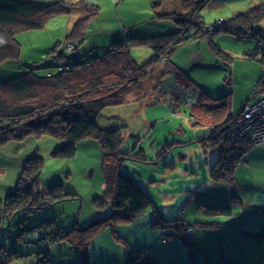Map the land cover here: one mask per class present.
Returning a JSON list of instances; mask_svg holds the SVG:
<instances>
[{
  "label": "rangeland",
  "instance_id": "rangeland-1",
  "mask_svg": "<svg viewBox=\"0 0 264 264\" xmlns=\"http://www.w3.org/2000/svg\"><path fill=\"white\" fill-rule=\"evenodd\" d=\"M30 1L43 6L63 1L68 11L50 19L40 30L23 31L17 35L20 55L17 60L0 66L1 83L28 71L45 75L47 71L42 70L46 68L50 73L67 70L63 64L58 66L53 50L57 44L59 51L60 46L65 50L66 39L74 25L91 15L85 8L97 7L98 15L89 19L92 20L84 38L78 41L80 52L77 55L84 63L104 56L114 43L123 41L130 44L135 63L144 66L150 63L154 51L139 46L136 41L179 33L182 27L167 15L184 13L187 2ZM194 1L202 0L188 2ZM261 3L264 0H211L201 8L198 20L209 28L222 27L236 14ZM206 27L205 31H209ZM205 36L184 41L173 53L172 63L212 98L232 94L233 110L239 113L245 104L254 102L253 94L264 75V64L259 61L261 56L257 59L248 57L262 47L264 20L257 26L255 36L238 37L225 31L214 36L212 41L224 56L210 49V38ZM66 48L68 51H61L67 54L75 51L73 44ZM153 70L159 75L162 68L156 66ZM147 73L142 84L150 89L156 80H153L151 68ZM167 78L175 76L171 74ZM169 97L170 94L164 93L147 99L132 95L124 104L105 108L97 118V125L102 130H120L118 149L125 158L120 160L121 173L138 181L168 220L189 223L193 242H186L185 234L183 237L174 234V228L153 227L154 215L149 211L130 223L118 222L115 227H104L85 252L66 239L48 244L42 240L43 233L38 229L39 225L47 222L72 231L74 239L83 242L91 231L104 223L102 220L114 214L115 186L114 183L109 185L107 180L103 146L98 139L86 138L78 142L76 153L71 158H55L53 152L62 143L59 138L28 136L3 146L24 141L26 146L20 149L19 158L28 154L30 157L27 159L38 156L44 159L35 191L45 193L53 185L62 183L65 191L74 196L48 207L20 211L11 221L0 220V245L14 252L8 257L7 264H39L44 256L50 264H83L84 259L88 264H127L131 249L144 250L152 258L149 261L143 256L140 264H264V238L248 236L241 231H259V227L253 224L245 225L244 216L249 209L252 210L249 217L259 218L260 226L264 225V145L248 154V158H252V169L245 172L241 166L242 171L233 184L214 183L211 173L220 154L218 147L211 145L213 122L191 111L179 100H175L176 110L173 112ZM231 129L228 136L235 140ZM15 151L14 148H5L6 153ZM20 176L12 169L7 178L0 179V203L16 192ZM218 198L223 199L220 201ZM206 206H229L234 215L209 216ZM52 228L49 227L48 232H52Z\"/></svg>",
  "mask_w": 264,
  "mask_h": 264
},
{
  "label": "trees",
  "instance_id": "trees-1",
  "mask_svg": "<svg viewBox=\"0 0 264 264\" xmlns=\"http://www.w3.org/2000/svg\"><path fill=\"white\" fill-rule=\"evenodd\" d=\"M185 1H187L184 5L185 14L167 15L182 27L179 33L136 41L139 46L148 47L154 51V57L144 66H138L135 63L130 44L123 41L114 43L107 54L87 63L78 57L77 54L80 52L78 41L83 40L85 31L92 20L89 19L98 15V8L95 6L94 9L85 8L90 10L91 15L79 20L66 39V46L74 45V53H65L61 46L59 51L58 44L53 50V54L56 53L53 58L56 59L58 66L63 64L68 67L67 70L50 73L49 68H46L42 70L47 71L45 75L28 71L7 82H0V147L10 141L24 140L28 136L42 138V136L51 135L62 141L52 156L71 158L76 153L78 142L86 138L98 139L103 146V163L107 180L109 185L114 183L115 186L114 214L102 220L104 223L91 231L83 242H77L72 231H65L53 222H47L45 225H39L38 229L43 233L42 240L48 244L66 239L85 252L86 247L104 227L112 225L115 227L118 222L130 223L149 211H152L154 215L153 227L174 228V234L180 237H183L186 229L192 227L184 220H168L156 206L153 198L140 187L138 181L130 175L121 173L120 160L125 158L118 149L121 144L120 130H102L97 125V118L105 108L124 104L132 95L140 99L145 97L147 99L158 93L168 95L165 78L171 74L175 76L179 85L187 87L186 89L196 87L199 90V103L193 106L191 111L213 122L211 123L213 134L211 145H216L220 154V159L212 169L213 182L233 184L236 181L238 168L241 165L248 166L246 156L258 146L229 138V124L232 117L238 115L233 113L232 94L212 98L172 63V55L190 37L206 34L205 37L210 38L208 42L210 49L217 55L224 56L220 48L213 43L212 38L220 31L238 37L247 34L257 35V26L264 20V3L236 14L222 27L215 26L212 31H205L206 26L198 20L199 12L211 0L192 3L188 2L191 0H183ZM62 2L43 6L30 0H0V66L19 58L20 44L17 40L19 33L40 30L50 19L68 11L66 3ZM89 7L92 6L89 5ZM262 40L264 41V36ZM263 41L260 42L262 47L257 48L255 53L249 54L248 57L257 59L260 55L259 61L264 64ZM162 60L166 61L165 64H162ZM156 66L162 68L159 75L153 70ZM150 68L153 80L156 81L153 87L148 89L142 82L146 80L147 70ZM262 92H264V75L258 81L253 99ZM174 99L179 100L175 97ZM244 110L242 109L240 113ZM43 167L42 157L27 159L18 179L16 192L0 203L2 222L11 221L20 211L48 207L74 196L65 191L62 183L53 185L45 193H37L35 190L39 185ZM206 213L209 216L231 217L233 210L229 206H206ZM49 227H53L52 232H48ZM241 231L248 236L264 238L262 232L253 233L242 229ZM13 254L14 252H9L5 245H0V264H7L8 257ZM143 256L152 261L146 251L131 249L127 264H140ZM39 264H50V261L47 256H44ZM83 264H88L87 259H84Z\"/></svg>",
  "mask_w": 264,
  "mask_h": 264
},
{
  "label": "built area",
  "instance_id": "built-area-1",
  "mask_svg": "<svg viewBox=\"0 0 264 264\" xmlns=\"http://www.w3.org/2000/svg\"><path fill=\"white\" fill-rule=\"evenodd\" d=\"M212 30L213 28H209V31ZM69 49L71 50V48ZM165 62V60H162V64H165ZM166 87L170 94L169 104L173 112L176 109L174 97L179 98L184 106L190 108V110L199 101V90L196 87L186 89L187 87L179 85L175 78H167ZM231 128V134H234L233 139L243 142L249 140L248 142L254 146L264 145V92L256 95L254 102L248 105L242 113L232 117ZM245 132H248V137L243 136ZM184 234L185 240L192 241L193 230L191 228L186 229Z\"/></svg>",
  "mask_w": 264,
  "mask_h": 264
},
{
  "label": "crops",
  "instance_id": "crops-1",
  "mask_svg": "<svg viewBox=\"0 0 264 264\" xmlns=\"http://www.w3.org/2000/svg\"><path fill=\"white\" fill-rule=\"evenodd\" d=\"M33 2H35V1H33ZM64 48H65V50L68 51V49L66 48V46H64ZM5 82H7V81H5ZM247 105H248V103L245 104L242 109L244 110ZM233 113H236V112L233 110ZM239 113H236V114H239ZM24 144H25L24 141H22V142H17V143H11L10 145H8L6 147L5 146L0 147V156H1L0 157V169H1L0 179L3 178V177L4 178H7L9 176V174L11 173L12 169H14V171H15L16 174H18V173L21 174L22 173V170H23V168L25 166V162L27 161V158L29 156L28 154H24V155L20 156V158H19L20 149L23 146L24 147L26 146V144L25 145ZM5 148H7V149L14 148V150H16V151H15V153H6L5 152ZM251 160H252V158L249 159L248 158V155H247L246 156V161L248 162L247 163L248 166L247 165L246 166H243V171L248 172V171H250L252 169V167H251L252 166ZM5 166H6V170L4 169ZM241 166L237 170L236 177H237V174L239 173V171H242V167ZM222 199L223 198H218V200H220V201H222ZM251 212H252L251 209L247 210L246 215L244 216V217H246V220L244 219L245 220V225L247 223L253 224L252 226H255L256 228L259 227V229H257V230H259V231H257V233H259V232L264 233V231H263L264 225H261L260 226V223H261L260 219L259 218L251 219L249 217V214ZM233 215H234V213H233Z\"/></svg>",
  "mask_w": 264,
  "mask_h": 264
},
{
  "label": "bare ground",
  "instance_id": "bare-ground-1",
  "mask_svg": "<svg viewBox=\"0 0 264 264\" xmlns=\"http://www.w3.org/2000/svg\"><path fill=\"white\" fill-rule=\"evenodd\" d=\"M243 136H244V137H248V136H249L248 132H245V133L243 134ZM245 141L248 142L249 140H245Z\"/></svg>",
  "mask_w": 264,
  "mask_h": 264
}]
</instances>
